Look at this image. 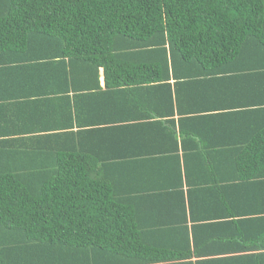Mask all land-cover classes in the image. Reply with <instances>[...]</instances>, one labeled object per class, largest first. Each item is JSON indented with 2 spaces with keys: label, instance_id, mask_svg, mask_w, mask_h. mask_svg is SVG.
I'll use <instances>...</instances> for the list:
<instances>
[{
  "label": "trees",
  "instance_id": "16d2710c",
  "mask_svg": "<svg viewBox=\"0 0 264 264\" xmlns=\"http://www.w3.org/2000/svg\"><path fill=\"white\" fill-rule=\"evenodd\" d=\"M0 264H264V0H0Z\"/></svg>",
  "mask_w": 264,
  "mask_h": 264
},
{
  "label": "crops",
  "instance_id": "0c3cea01",
  "mask_svg": "<svg viewBox=\"0 0 264 264\" xmlns=\"http://www.w3.org/2000/svg\"><path fill=\"white\" fill-rule=\"evenodd\" d=\"M100 84L102 86V88L105 87V82H104V71L103 69H100ZM240 98V97H238ZM177 118V117H176ZM229 125H226L225 127H223L224 129H220L219 127H217L218 129H214L213 131H211V141L214 143H223V142H229L232 141L233 139H236L238 134H236L237 132H235L236 130L233 128H229ZM241 135V133L239 134V136ZM238 136V137H239ZM233 175V170L230 168H227V170L225 172H222L220 174V178H232L231 176ZM164 176L161 175H156L153 176V178H133L131 182L137 184V185H150V184H154V185H172L177 183L179 180H177V178H163ZM196 180L199 181V178H205V175L203 173L198 172V174H196ZM206 178H209L208 175H206ZM215 213H221V211H219L217 208H215L213 210Z\"/></svg>",
  "mask_w": 264,
  "mask_h": 264
}]
</instances>
